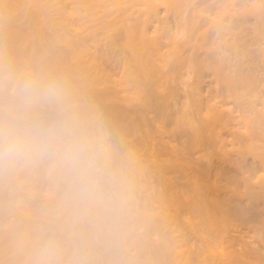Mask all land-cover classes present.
Listing matches in <instances>:
<instances>
[{
	"label": "bare ground",
	"instance_id": "6f19581e",
	"mask_svg": "<svg viewBox=\"0 0 264 264\" xmlns=\"http://www.w3.org/2000/svg\"><path fill=\"white\" fill-rule=\"evenodd\" d=\"M62 1H65L63 3L64 6H62V3H61ZM62 1L61 0H0V25L2 24L1 25L2 28L0 29V33L3 32V34L9 38V40L7 39L8 40L7 43L0 44V73L1 74H3V73L8 74V72H10L9 73L10 75L12 73L15 74L14 72H16V69L19 68L20 66L23 67V64H25V65L27 64V66L31 67L30 65H32L31 63H33L34 68L32 69V67H33V65H32L31 69L32 70L35 69L37 74L41 76V77H38V79L42 78V80H40V82L44 80V83H46L47 82L46 80H48L46 78H48V77L50 78V75H52L53 71L57 70L56 71L57 72L56 79L54 78L55 80L50 81V79H49L46 86L43 82H41V84H39L40 83L39 82L37 85L33 86L32 89L29 90L30 92L27 91L28 92L27 93L25 91V93L21 92L22 94L18 93L19 95H17L18 97L15 98L16 100L12 99V102L14 104L12 102H9L11 100L7 101L8 100L7 97H6L7 100L5 102H2L3 96L2 97L0 96V98H2L1 104L3 106L6 105V107L4 109H2V111L4 110L3 111L4 113H5V111H9L10 106L8 108L7 104H10L11 106L12 105L16 106L15 104L19 103L21 106L23 104L24 106L29 108L28 110H30V111L27 110L26 112H31V108L33 110L35 108H37V106L41 102V98H43V99L45 98L44 95H42L44 97L41 96V94H43V93H41L42 88H43L42 85L44 84V87H46V89H45L46 93L44 92L45 95L46 94L49 95V93H47V92L50 90V93H53V94L55 93V96H56V94H58L56 98H57V100L59 99V101L60 100L65 101V100H67L66 99L67 97L69 99L72 96L71 97L72 100L74 99L75 101L74 100L73 101L78 103V106H77L78 108L75 107V109H79L75 113V116L77 115L76 116L77 118L75 119V121H72V122L70 121V122L72 124H73V122H74V124H75V122H77V124H75V129L77 130V128L79 126L80 128L81 127L83 128L82 129L83 131L80 132V128H78L79 131L78 130L77 131L79 133L78 132L75 133V131L73 132V134H74V142L73 143L78 142V141H82V140H87V141L89 140L88 142H90V143H97V139L95 138L96 137L95 135L92 134L93 136L90 137V135L92 133L91 131H90L91 133L89 132V135H88L89 129L88 128L86 129L87 123H85L86 125H83V123H82L84 120V117H82V116L86 115V113H88V112L93 111V109L95 110V108H96V106L93 105V103H92V106L93 107L95 106L94 108L91 105H89L90 103H87V98H89L92 95L97 96L98 98H101L105 101H112V100L115 101V99L118 100L119 98H121V101L123 100V105H120L121 108L118 107V105H117L118 103L120 104V101L119 102L115 101L117 103L116 104L117 106L113 105V103H115V102L110 103L111 105L109 107H107L108 103L105 105L106 106L105 107V112H106L105 116L107 115L106 116V117H108L107 120L109 119L112 124H115L116 126H118L117 128L120 129V130L119 129L118 130L121 132L120 135L123 136L125 139H127L126 137H128V136H129L128 138H130V135H133V134H138L141 136V146H144V148H146V150H148L150 152V153H148L147 156H149V154H151L150 155L151 160L149 161L147 158V161L150 162L148 164L151 165V163H152V166L154 167V169L159 170L160 173L162 174V178L163 177L164 178L161 181L162 178L159 176L161 178V179H159V182H158L159 184H157V186L159 185V187H158L159 189H157V187H155L156 190H158V191L154 190L155 191L154 193L156 195H153L154 193H151V192H149V193H151V195H149L147 193V191H144V193L145 192L147 193V195L145 194L146 197H144L145 195L143 196L144 197L143 201L145 200L144 201L145 204H143L144 210L142 211V209H141L139 211L138 207H137V210L140 213L137 210L134 211L135 214H136V212L138 213V215L137 214L135 215L133 213V215H135L134 217H136L135 220L132 216L133 220H131V218H130V221L128 220V222H127V220L125 221V219H122V220L118 219L115 221L114 216L116 217V215H113L114 211H112V209H111V212H112L111 215H113L112 216L113 219L110 218L111 215L109 216V214L108 215L105 214V210H104V214H103L101 207L104 205H102V203H101L100 197L102 195L100 193L99 194L101 196L99 197L98 194L95 195V192L93 193V195L90 194L91 192L85 193V192H89L92 188L89 189L88 191H85V192L80 191L82 188L78 189L77 186H75V188H72V185L78 182V180L82 177V172H84V170H86V169L83 168L80 170H71L68 167H66L65 165H63L60 161V164H59L60 167H58V166H57L58 168L56 167L59 170H55L52 175H51V173L49 174V176L51 175V180L48 179L50 181V184L52 186H55L56 182L59 179H62L64 181L68 180L67 182H71L72 180H74L75 183L72 182L73 184H71L70 188H68L69 191L67 193L65 192L66 193L65 196L67 198L66 202H64L62 204L61 202L58 201L61 204L60 206H58L59 204L57 205V203H56V206L59 207L58 209L56 208V211L53 209H51V210H53V211H51V210H48L46 208L48 210L47 215L46 214L41 215L43 212L41 213L40 210L38 211L41 213V214H39V216L41 218H39V219L37 218L38 219L37 223H38V221H45L46 225L48 227L56 228V229L59 228V230L61 231V234L63 236V237H61V235H60V237L64 239L63 242L60 243L59 241L54 240L52 238H50L52 240H48L46 238L47 242L41 243V242H43V240H42V241H40V243L42 245H40V243H38L36 241L39 238L41 240V237H43L44 226L43 227L41 226L37 230H34V229H32L33 225L31 226V228H29L30 226L27 225V223H25V221L26 222L29 221L28 219H30V221H31V218H30L31 214L33 216L36 212L34 214L30 213L28 215V213L31 212L28 209L32 208V207L30 208V205H29L31 200H29L30 202L28 203L26 201V199L23 197L24 200L22 199L23 201L21 203L19 210L22 209L24 216H21V215L20 216L25 217V219H23L21 222H19V224L16 221H14V223L15 222L17 223V225H15L17 227H13L14 223L12 224V226L10 225V227H8L9 225H7L5 227V228L8 227L7 230L11 229L12 227L13 228L11 229L12 231H8V233L6 231L7 234H5V229H4V234H2L0 236V238L2 237L1 240L3 239L4 241L7 238L6 242H4L3 240H2L3 243L0 242V246L2 248L4 247V249H5V250L3 249L2 251L0 250V255H2V254L5 255V253L7 251H9V252H7L9 254L12 251H13V253L15 251L16 252L18 251V253H16V254L14 253L15 256H11V254H13V253H11L10 255L9 254L6 255V256H10L13 259H15V262L17 259L18 262L16 264H44V263H46L45 262L46 258H47V260L49 259L48 261H50V263H52V260L50 259V257L55 258L56 260H57V258H59L58 260L61 261L62 258L64 259L63 255L66 252L65 250H67V251L70 250V252L72 251L71 255L74 254V255H72L74 258L75 253L77 252L76 247L79 248V246L75 245V241H76V240H74L75 233L79 234V233H82L84 231V229L87 230L86 227L82 226V225H84V223L82 224V222H84L85 219L87 220V219H89V217H91V215H88V214L93 211V209H91V208L95 207V209H94L95 212H93V214L95 213L94 217H96V214H97V216H99L98 218L100 221L97 220L96 222H92V223L97 224V223L101 222L102 226L100 224L93 226V224H92L90 226V228L93 226V228H91L93 231L88 230V232H90L91 234L93 233V236L96 235L95 236L96 240H94V241L101 242L100 244H96V246L101 245L99 248H101V250H103V251L108 250V248L110 249L109 246L113 247L112 244H115L114 247L117 248L116 249L117 253H114V254L116 255L117 261L122 260V261H120L121 263L123 262L124 264H168L167 262H170L171 260H168L167 257H169V254L172 253L171 251H173L174 246L176 244H178L179 242L181 243L182 240L180 241V238L181 239H183L182 237L185 238V236L180 235V234H182V232H183L182 230H184L183 228L185 227V230L187 231V232H185L186 233L185 235H186V239H187L188 243H190V240H191V243H193V240H195V242L198 240L197 241V242H199L198 247L200 246V248L198 249V247L196 248L194 246L196 249L193 250L191 243L188 246H185L187 242L185 241V239H183L185 241V244L182 241L184 245L182 247L179 245L175 246V251H178V252H174L175 254L172 253L174 255L172 263H174V264H264V212H263L264 210L262 211V208L260 209V207L263 206V205L260 206V204H262V203L264 204V114L262 112V115H261V111H259V109H257V105L259 102L261 103L260 100L262 98L261 94L259 95L260 91L257 92L258 88L255 85V83L258 84V82L256 80H254L255 78L253 76L255 74L253 75V73H248L249 76L253 75L252 76L253 80H251L250 79L251 77L249 79L245 78L241 74H238L235 69H233V65L231 63L232 61L230 60L231 62H229L230 57H228L227 59L225 58L226 56H228V54L231 55V53H229L228 50H227L228 54H226V52H223L226 54V56L223 53L219 54V52H222L221 49L219 50V52L217 51L218 54L215 52V56H213L214 53L212 55H210L211 53H209V51L207 53L209 55H205L207 50L210 49L208 47L210 46L211 43H212L211 44V46H212L213 44H216L214 41H216V42L217 41H223L222 39H224L226 36L232 38V40H233V38L236 39L237 37L241 36L238 38L240 40V42H241V39L243 41V42H241V44L243 43L242 45H244V46H242L241 48L243 49V47H244V49L249 52L250 51L249 47L253 46L251 41L247 42V46L244 43L245 41H247L248 35L250 36V33H248V32H252V34H251L252 36H254L253 34H255L256 37H257V34H258V36L259 35H262V37L264 36V6L260 7L262 5V3H264V0H193V1H195V3H190L191 0H188V1L184 0L185 2L187 1L186 5H184L185 2L180 0L183 2L182 4L185 7L184 11H183L184 8H182L181 4H179L181 2H178V0H164V1L163 0L162 1L161 0H62ZM258 3H261V5ZM67 6H71V8H68L69 10L71 9V12H66ZM160 6H161V8H160ZM163 7L165 8L164 9L165 12L163 14V17L160 19L159 18V15H160L159 11H161V9ZM186 8L187 9L189 8V9L186 10ZM50 9H52V10H50ZM53 10L56 12V15H58L57 17H59V18H60V16H61V18L63 16V18L65 19V16L66 17L68 16V18L70 16V19L72 21L77 20V22H80L81 25L75 21L77 27L73 26L74 31H73V29L69 28L71 26H67L71 31H73L76 34L75 35L76 37L71 36L72 37L71 38L70 35L68 34V32L70 30H68V28H67L66 30L68 32H66V30L64 29L65 32H63L62 34H58V32H55L57 34L55 35V33H54L55 37H53V39L51 38V36H48L51 39L47 38L46 34L44 33V28L46 29L47 21L51 18L50 12L52 13ZM80 10L83 11L84 15H81L82 12ZM66 13H67V15H66ZM173 14L176 15L178 20L180 21L181 27L179 28V31H177V32H179V34L181 33L185 37L184 39H187L186 41L184 40V42H183V40H181V38L183 39V36H181V34H180V36H181L180 40L181 41L178 40V42H177V38L179 39V36H178L179 34L177 33L178 34L177 35L176 32L173 31V29L171 27H167V24H169L168 26H171L170 21L168 22V18L171 17L170 19H172ZM164 16H165V18H164ZM70 19H69V21H70ZM82 20H85V21H83L84 23L82 22L83 25L81 23ZM65 22H67V21L65 20ZM85 22L86 23L92 22L93 24L96 23V24H94L95 26L93 25L95 28L93 33H95V30H98L99 27L101 29L102 28L104 29V26H105V28H106V26H108L109 29H107V31L109 30L108 32H110V28L113 27L114 29H116L119 26L118 29L121 30L123 40L121 41L120 45L117 46L115 44V46H116L115 48L117 49V51L119 50L118 52H122L124 54V55L121 54L123 57L125 55H128V53H129V57L125 56L124 58L122 57L123 60L122 59L120 60V58L114 59L112 56H109V53H107V52L111 53L112 51L110 49H109L110 50L109 51L107 49V47L105 48V46L108 45L107 43H109L110 40H108V42L104 41L105 38L103 40L102 37H101V39L105 42L104 43L105 45L104 44L103 45L101 44V45L104 46L105 50H108L107 52H105V50L103 49V51H104L103 54H105V56H102L103 54H101V56H100V55H97L96 53L92 52L94 50H91V48L89 46L90 41L93 42V45L95 43L96 46L94 45V47L98 46L96 48L97 50L99 47H101V45H100L98 40L97 41L94 40V39H96L93 36L95 34L91 33L87 29V26L89 27L91 25H89L88 23H87L88 25H86ZM160 22H161V24L158 25V23H160ZM57 23L59 24L60 22L56 21V24ZM53 24H54V22H53ZM56 24H54V26ZM98 24H99V26H98ZM155 24L158 25L157 26L158 28L164 29L165 33L169 34V35H167L166 37L165 36H163V37L159 36L158 37V36H155V35H157V33L155 32V35L152 37L151 35L153 33H150V28H153V26ZM67 25H69V24H67ZM85 25H86V29L88 31L85 28H83V26L85 27ZM100 25H102L103 27ZM162 25L164 26V28L162 27ZM177 25L179 27V23ZM75 28H76V30H75ZM82 28L85 29V33H87V35L82 36L85 33L84 32L80 33V31L78 32V30L79 29L81 30ZM89 28H92V26ZM158 28H156V29H158ZM166 28H168V30ZM169 28H170V31H169ZM201 28H203V29L206 28L204 33L207 36L201 32L202 34L198 37L201 38L202 35H205L207 37L206 41H208L210 43V44H208L209 46L207 45L208 49H205L206 52L204 51L205 52L204 54H202L203 51L201 52L200 50H197L198 48L197 49L195 48V44H194L195 40H193L194 37L196 36V35H194V33L197 32L199 29L202 30ZM92 29H90V30H92ZM154 29H155V27H154ZM52 30H54V28ZM166 30H167V32H166ZM176 30H178V29L176 28ZM111 31H112V29H111ZM155 31L158 32V30H155ZM172 31L175 33V35L177 37H175V35L172 34ZM59 32H61V31H59ZM113 32H114V30H113ZM246 32L248 35L245 34ZM50 33H51V31H50ZM89 33H91L93 35H91ZM115 33H113V34H115ZM199 33L200 32L198 31L197 34L199 35ZM103 34H105V32ZM72 35H74V34H72ZM192 35H194V37ZM244 35H247V38H245ZM1 37L4 38L5 36L1 35L0 38ZM95 37H97V36H95ZM191 37H193L192 40L194 41V43H193L194 47L193 48L190 47V45L192 44V41H190ZM226 38H225L226 45H229V42H228L229 39L227 40ZM243 38L246 40H243ZM101 39H99V40H101ZM108 39H109V37H108ZM110 39L112 40V38H110ZM163 39H164V41H167V42L165 43L164 41H162ZM238 39L235 40V42L237 41L236 42L237 45L240 44L238 42L239 41ZM0 41H2V40H0ZM110 42L112 43L113 41H110ZM163 42H164V45H163ZM175 42H177V43H175ZM180 42H181V44H180ZM235 42L233 41V44L231 42L230 45L232 44L233 46H236L235 48L239 49L237 47V45L235 44ZM249 42L251 44H249ZM91 43H90V45H91ZM178 43H179V45H177ZM60 44H64V45H62V46H65L64 50L62 49ZM248 44L251 46H249ZM58 45H60L61 51H60V49H58V47H59ZM161 45H162V47H161ZM188 45L190 48L188 47ZM197 45H198V43H197ZM202 45L204 46V43L201 44L200 47ZM112 46L114 48V44L113 45L111 44V47ZM166 47L171 48V49H169L170 54L168 53V51H167L168 49H166ZM102 48L103 47H101L99 50L102 51ZM108 48H110V47H108ZM113 48H112V50H113ZM162 48H165L166 50H164V49L162 50ZM205 48H206V46H205ZM219 48H220V46H219ZM219 48H217V49H219ZM232 48H234V47H232ZM121 49H123L124 51H121ZM237 49H235V50L237 51ZM114 50H113V52H114ZM189 50H190V52H189ZM191 50L193 51V53H191ZM194 50L200 51V54H202L205 58H203L199 54V52L198 53H197V51L194 52ZM211 50H213V49H211ZM239 50H241V49H239ZM161 51H164V52L166 51L169 55H171L170 64L168 67L169 68L168 72H167V70H165L166 71L165 72L163 67H159L160 64L163 62L162 59H164L163 54H162L164 52L161 53ZM215 51H216V49H215ZM231 51H233V50H231ZM99 52H98V54H99ZM125 52L127 54H125ZM166 52L164 53V56H167ZM242 52L245 53V56L249 55V53L244 52L243 50L241 51V54H242ZM194 53H196L198 55L195 54L196 55L195 56ZM115 54L117 55V53H115ZM241 54H239V55H241ZM112 55H113V53H112ZM208 56H213V57L208 58ZM260 56H262V54ZM161 57H162V59H160ZM243 58L245 59L246 57H243ZM262 58H263V56H262ZM166 59H167V57H165V60ZM159 60H161V63L157 62ZM165 60H164V63L166 62ZM167 60H169V58ZM171 60H173V61H171ZM227 60H228V62H227ZM239 61H236V62L238 63ZM186 62L189 65H187V66L185 65L184 66L185 70H182V72H181V69H182L184 63H186ZM166 63L168 64L169 61ZM229 63H231L232 66L229 65ZM246 64H248V63L246 62ZM213 65H215V66H213ZM239 65H242V64H239ZM239 65H238V67H239ZM251 65H252V63H251ZM27 66H26V68H27ZM161 66H162V64H161ZM165 66L167 67L168 65L164 64V68H166ZM117 67H119V68H117ZM186 67L188 70L186 69ZM159 68H161L160 71H159ZM244 68H246L247 72H249L248 69H250L251 67H248V66L245 67L244 66ZM254 68H256V65ZM116 69L119 70L118 73H117ZM162 69L164 71L163 73H162ZM253 69H250L251 72L254 71ZM242 70L244 72V69H242ZM246 70H245V72H246ZM183 71L184 72L186 71V74ZM208 71H210L212 74L211 78L214 77V80L211 79L212 82H210V83L206 82L207 80H206L205 74H207ZM28 73H30V71ZM182 73H184V75H181ZM31 74H32V72H31ZM46 74L48 77L46 76ZM48 74H50V75H48ZM118 75H119V77L121 76V79L118 77ZM29 76H31V75H29ZM8 77H10V76H8ZM44 77H46V78H44ZM116 77H118L119 79ZM176 77L177 78L180 77V80L178 78L179 81H177L175 79ZM185 77L188 80H191L190 82H188L186 80L188 82V84H187V88L186 89L184 88V89L185 90H191L190 92H187L189 94L191 93V95L189 96V94H188L187 97L188 98L190 97L189 101L191 100V97H192L191 102L196 108V112L194 110V112L196 113V116H197L196 118L194 116V117L189 119L188 118L189 116L186 115L185 113H182V115L180 117H177L178 112L176 113L172 109H170V110H172L170 112L167 111V108L169 110V108H170L169 106L171 104L168 103V104H170L169 106L165 104L166 101L168 100V98H171V97H173V99L175 98L174 97L175 96L174 90L171 89L173 87V85L169 89V86H171L170 81L172 80V82H174V80H175L177 82H181V85H182V82L185 81V79H186ZM11 78H12V76H11ZM31 78H32V82H33V79L37 80L35 78V76L34 77L31 76ZM183 78H184V80H183ZM8 79H10V78H8ZM181 79H182V81H181ZM101 80L103 82H105V84L103 83L104 85L102 84V82L100 84ZM118 80H122L121 83H119L120 81H118ZM28 81H31V80H28ZM28 81L26 84L29 83ZM38 81L39 80H37V82ZM108 81H109L110 85H113V87L108 86V84H109V83L107 84ZM253 81H255V82H253ZM115 82H117V84H115ZM30 83H29V85H30ZM112 83H114L115 85H118V86H115ZM33 84H36V82L35 83L33 82L30 86H27V87L31 88ZM65 84H66V86H65ZM101 85L104 86V88L106 85V87H108V89H112V92L106 88H105V90H108V92H105L104 88L102 87V91H104V92L101 93L100 92L101 91L100 90ZM176 85L178 86V84H176ZM183 86H184V82H183L182 87ZM182 87H180L179 89L184 90V89H182ZM184 87H186V86H184ZM261 87H262V85H261ZM29 88H26V89H29ZM173 88H175V87H173ZM209 88L211 91L210 92L208 91L209 92L208 93L207 90H209ZM26 89H24V90H26ZM53 90H55V92H53ZM176 90H177V87H176ZM204 90H206L205 93H204ZM19 91H21V90H19ZM109 91L111 93H109ZM187 93H185V94L187 95ZM206 93L211 96V97L209 96L210 97L209 99L207 98ZM202 95H203L204 99L205 98L208 99V102L206 103V105L203 104V101L205 102V100L201 99V98H203ZM55 96L53 95V98H55ZM262 96H264V95H262ZM187 97H186V99H188ZM49 99L51 100V96ZM92 99H95V97ZM45 100H48V99L45 98ZM50 100H48V101H50ZM161 100H163V101H161ZM262 100H264V99H262ZM52 101L57 102V101H55V99H53ZM61 101H60V103L63 104V102H61ZM45 102H44V104H46ZM68 102L72 103V101H70V100ZM124 102H126V103L124 104ZM58 103H56V104L58 105ZM66 103H67V101H66ZM97 103H94V104H96V105L100 104V102L98 104ZM76 104H75V106H76ZM2 105H1V107H2ZM40 105L42 106V104H40ZM68 105H69V103H68ZM124 105H125V108H124ZM21 106H20V108H21ZM50 106H53V104ZM54 106H56V105H54ZM59 107H60V104H59ZM63 107H65L64 104H63ZM56 108H58V107H56ZM89 108L91 109V111ZM100 108H102L101 112L103 111V113H104V110H103L104 106L103 107L101 106ZM37 109H39V108H37ZM97 109H99V107H97ZM97 109L95 111H97ZM53 110H55V109H53ZM191 111H192L191 114H193V110H191ZM18 112H20V110ZM36 113H38V111H36ZM55 113H57V112H55ZM195 113H194V115H195ZM28 114H30V113H28ZM65 114H67V113H65ZM89 114L91 116V114H93V113H89ZM69 116L71 117L73 115L69 113ZM75 116H73V117L75 118ZM79 117L83 118V119H80ZM85 118H91V117H88V114H87ZM95 118H96V116H95ZM156 118L163 120V123H162L163 126L155 125V123L158 122ZM84 121L86 122L87 120H84ZM93 121H94V118H93ZM55 122L59 123L58 120H55ZM95 122H96V120H95ZM105 122L107 124V121H105ZM164 123L166 125H164ZM7 124L8 123L5 121V119H4V121H2V120L0 121V126H4ZM79 124H81V125H79ZM108 124H109V122H108ZM240 124L241 125L244 124V129H245L244 131L241 130L242 128L240 129V127H241ZM115 125H113L114 129H115ZM35 126H36L35 130L38 132L39 131H45L48 129V127H46V125H45V122L42 123V121L40 122V124H38V123L35 124ZM109 126L111 127V124H109ZM113 126H112V128H113ZM37 127L39 130L37 129ZM60 127H62V126L60 125ZM73 127H74V125H73ZM73 127H71L72 130H74ZM154 128H155V130L153 131ZM51 130H52V128H51ZM109 130H111V129L109 128ZM156 131H157V133L159 132V134H161V135H159V137L157 136L158 134L156 136L153 135L154 132H156ZM52 132L55 133L56 131L54 130ZM71 132L72 131H70L69 133H71ZM73 134L71 133V138L73 137ZM166 135H167L168 140L165 138ZM98 136L100 137V135H98ZM67 137H68V134H67ZM53 138H55V137H53ZM91 138H92V140L90 141ZM101 138H102V134H101ZM118 138L120 139L121 137L118 136ZM135 138L138 139V137H135ZM55 140H56V138H55ZM116 140H117V138H116ZM133 140H132V142H134ZM118 141H120V140H118ZM66 142H64V145H66L65 144ZM71 143H72V140H71ZM120 144L121 143L119 142L118 146H121ZM125 144H127V143H125ZM207 144L217 148L221 153L223 152L222 154H224V156H226V154L224 152H227V155H229V157H228V162L227 161H225L226 163L223 162L225 164V166L218 164V166H222V167H215L213 165L214 161H212V155L213 154L211 155V157L210 156L209 157H207V156L203 157V158L207 159V161H205V162L203 161L204 162L203 166H201L202 164L197 166V163L195 161H194L195 163L193 162L192 156H195V154H197V153H202V151H201L202 146H205ZM106 145H104V146H106ZM115 145H116V143H115ZM136 145L135 146L131 145V147H130V145L124 146L125 155L129 159V161H128V162H130L129 164H131V166L129 165L131 168L127 164V167H129L128 170L130 173L128 172V174H126L127 173V170H126V173H125L126 175H119L118 174L119 175V178H117L118 183L116 182L117 184L120 185V189L122 192L121 197L126 202L124 204V201H123V204L125 205V206H123L124 208L122 207L123 209L127 208L126 204L135 205V203H133L135 201V199L132 195L133 191L132 192H129V191L133 190L130 187L131 186L133 187V185L136 183V180L140 181V183H141V180L136 179V174H137L136 172H138V175L141 177L142 176L145 177L144 174H146L144 164H147L146 163L147 161H145L144 164H143V162H141V161H143L142 160L143 158L140 160L141 156L138 154V147H137V149H135ZM179 146H181V147L179 148ZM63 147L64 146H62L61 148L63 149ZM107 147H108V145H107ZM228 147L233 149V151L232 150L226 151ZM108 148H107V152H108ZM116 149H118V148L116 147ZM120 150H122V149H120ZM104 153L106 154L105 151H104ZM117 153H119V152H117ZM139 153H142V151H139ZM92 154H94L99 159L102 158V156H103V155H101V152H99V153H93L92 152ZM231 154H234V155H231ZM125 155H124V157H126ZM90 156H92L94 158L93 155H90ZM119 157L121 158V156H119ZM191 157H192V159H191ZM220 157L222 158V155ZM109 158H107V159H109ZM116 158H117V156H116ZM145 158H146V153H145ZM250 158L252 159V162L250 161L251 163L248 164L249 163L248 160ZM114 159L115 158H113V160ZM88 160L90 161V159H88ZM110 160H111V158H110ZM105 161H108V160H105ZM108 162H110V161H108ZM199 162H198V164H200ZM219 163H221V162L219 161ZM105 164H106V162H105ZM102 165H103V163H102ZM147 165H146V167H147ZM215 165H217V164H215ZM152 166H151V168H152ZM134 167H137V169L135 168V170H134ZM123 168H125V167H123ZM9 169H11V167L9 168V167L0 166V177L3 176L2 178H4V174L6 172H8ZM147 169H148V167H147ZM154 169H152V171ZM43 170H42V172H43ZM119 170H120V168H119ZM114 171L112 172V174L116 175L117 173H114ZM45 172L47 173L48 171H45ZM123 172H125V171H123ZM9 173L11 174V170ZM9 173L7 175H9L8 177L10 179H12ZM44 173H43V175H46ZM147 174H149L151 176L150 173H147ZM41 175L42 174H40V177L34 178V180L38 181L39 184L41 183L43 185L44 182H42V181L46 180L48 177L45 176L46 179H43L45 177H42ZM83 176H85V175H83ZM87 176H88V174H87ZM83 178H85V177H83ZM17 179H15V181ZM86 179L88 181V177ZM216 179H218V181ZM21 180L23 181V179H21ZM219 181H222L221 183L223 185L220 184ZM24 183H26V182L24 181ZM7 184L9 185V183H7ZM7 184L5 183L6 186H7ZM11 184H12V182H11ZM23 184L21 183L20 185H23ZM92 184H94V183H92ZM92 184H91V186L93 187ZM136 184H135V186H137ZM20 185H18V186L21 187ZM46 185H48V183L45 184V186ZM77 185H78V183H77ZM80 185H81V182H80ZM86 185H87V183H86ZM119 185H116V186H119ZM27 186H28V184H27ZM52 186L49 185V187L47 189L46 188H43V189L41 188V189L42 190H44V189L49 190V188H51ZM68 186H69V184H68ZM187 186H188V188H190L189 191H186ZM34 187L35 186L33 185V187H31V188L29 187V188L34 191ZM63 187H65V186L63 185ZM73 187H74V185H73ZM96 187H97V185H96ZM96 187H94V188H96ZM7 188H8V186H7ZM39 188H40V185H39ZM87 188L88 187H86V189ZM1 189H0V191H1ZM4 189H6V188L4 187ZM25 189L27 190V188H25ZM35 189H37V187ZM62 189H64V188H62ZM97 189H98V187H97ZM120 189H118L116 191L114 189V191L116 193H118V191H120ZM38 190H40V189H38ZM52 190L50 189L49 192H51ZM82 190H85V188ZM184 190H185V192H184ZM4 191H3V193H4ZM33 191H32V196L37 197L36 195H38L39 192L36 193L35 191L34 192ZM93 191L94 190H92V192ZM95 191L97 192L96 189H95ZM111 192H113V191L111 190ZM115 192H114V194H116ZM1 194L2 193H0V195ZM42 194L44 195V193H42ZM49 195H50V193H49ZM140 196H142V195H140ZM1 197H3V196L2 195L0 196V205H1L0 209L2 207H4L3 205H5V208H3V209L8 210L7 208H9V207H7L6 205H8L9 202H7V204L4 202V201H8V200H5L4 197L3 198H1ZM29 197H31V196H29ZM114 197H115V195H114ZM117 197H119V196H117ZM44 198H46L48 200V198H50V197H44ZM42 199H43V197H42ZM114 199H113V203L115 202ZM105 200H107V199H105ZM105 200H104V202H106ZM141 200H140V202H141ZM102 201H103V198H102ZM107 201H110V200L108 199ZM120 201L116 200L117 203H119ZM33 203L36 204L35 202H33ZM33 203H32V205H33ZM100 203H101V207H100ZM107 203H109V202H107ZM107 203H105V205L108 206ZM54 204H55V202H54ZM115 204L116 203H114V205ZM123 204L119 203L118 205L122 206ZM36 205H38V204H36ZM42 205L43 204H41V206ZM98 205H99V208H98ZM112 205L113 204H111V206ZM129 205H127V206H129ZM8 206H10V205H8ZM49 206H50V204H49ZM109 207H110V205L106 208L107 211H108ZM116 207H118L117 204H116ZM135 207H136V205H135ZM44 208H45V206H44ZM129 208H130V206H129ZM49 209H50V207H49ZM117 209H119V208H117ZM133 209H135V208H132L131 210H133ZM114 210H115V208H114ZM100 211H101V213H100ZM126 211L128 212L127 209H126ZM111 212H109V213H111ZM116 212H118V211H116ZM0 213H1V211H0ZM86 213H88V214H86ZM120 214L121 213H119V215ZM16 215L18 216V214H16ZM84 215H85V218L83 219ZM124 215H126V214L124 213ZM0 216H3V215H0ZM10 216H12V215H10ZM17 216L15 217L13 215L14 218H17ZM34 218H35V216H34ZM32 220H33V218H32ZM94 220L95 219H93V221ZM5 221L8 222L9 219H8V221L7 220H5ZM86 222H88V221H86ZM89 222H91V220ZM40 223H42V222H40ZM39 224H37V225H39ZM242 224H243V228L245 227L244 229L247 230L246 235L242 233V230H243ZM3 226H5V225H3ZM179 226L180 227L183 226L182 230L180 229L181 231L179 230ZM239 226H241V227H239ZM26 227L28 229H30V232L34 230L35 233L28 232L29 230ZM88 228H89V226H88ZM239 228H242V230H240ZM140 230H141V232H140ZM0 232H2V231H0ZM9 233H10V235H8ZM44 233H46V232H44ZM84 233H85V231H84ZM90 233H88V236L83 234L84 236L82 235L83 236L82 238L80 237L81 235H79L78 237L81 238V240L84 238L82 241H83L84 245L86 243V246H87V244L90 245V243H91L92 246H88V248L91 250V248L93 247V245H95V243L91 242L92 240L90 239V237L91 238H93V237L91 236ZM32 234H34V235L32 236ZM3 235H7V237L5 236L6 238L5 237L3 238ZM46 235H48V234H46ZM58 236H59V234H58ZM49 237H51V236H49ZM78 237H76V238H78ZM97 237H99L100 240L99 239L97 240ZM44 238L45 237H43V239ZM77 241H78V239H77ZM200 243H201V245H200ZM2 244H5V245H2ZM43 244L45 245V247ZM76 244H78V242ZM130 245H131V247L133 246L132 250H134L136 252V254L138 255L137 258L134 257L135 254H134V256H132V255L129 256L130 251L127 248ZM42 246H43V248H42ZM184 246H185V248L188 247L187 251L184 250L185 249V248H183ZM131 247L129 249H131ZM179 247L183 248V250H181V248H179ZM2 248H0V249H2ZM88 248H86V249H88ZM99 248L97 250H99L102 254V251ZM197 249H198V251H197ZM97 250L95 252H97ZM110 250H108V254L110 253ZM4 251H6V252H4ZM92 251H93V249H92ZM111 251L113 252V249ZM134 251H132V252H134ZM1 252H2V254H1ZM89 253H90V251H89ZM98 253L99 252H97V254ZM17 254H18V257H17ZM88 254H87L88 257H85V259L89 258V256H91L90 254L89 255ZM114 254L111 253L110 256H113ZM79 255H80V253H79ZM104 255L105 254H103V256ZM115 255L113 257H115ZM67 256H68V253H67ZM77 256L78 255H76V257ZM128 256H129V258H128ZM2 257H4V256H2ZM2 257L0 256L1 259H2ZM10 257H8L9 258L8 261L10 260V264H11V261L13 259L12 258L10 259ZM15 257H17V258H15ZM71 257H70V259H71ZM4 258H6V257H4ZM81 258L83 259L84 257L81 256ZM93 258H94V255H93ZM97 258L95 255V259H97ZM99 258H100V256H99ZM1 259H0V264L4 263L3 262L4 260H1ZM75 259H77V258H75ZM85 259H84V262H86V263H82V264H87V263L92 264L91 262H94L93 260H95V259H93L89 263L90 259H88L87 261ZM22 260H24V261H22ZM58 260L56 262H58ZM65 260L68 262L67 259H65ZM108 260H109V258H108ZM53 261H55V260H53ZM70 261L75 262L76 260L72 259ZM77 261H78V259H77ZM77 261L75 262V264L81 263V262L77 263ZM12 262L14 263V260ZM63 262L65 264V261L62 260L61 263H63ZM73 262H71V264ZM97 262H99V260L96 261V264H97ZM120 262H118V263L121 264ZM103 263H105V261ZM114 263L117 264V262H114ZM99 264H100V262H99ZM106 264H109V263H106Z\"/></svg>",
	"mask_w": 264,
	"mask_h": 264
},
{
	"label": "rangeland",
	"instance_id": "374dc122",
	"mask_svg": "<svg viewBox=\"0 0 264 264\" xmlns=\"http://www.w3.org/2000/svg\"><path fill=\"white\" fill-rule=\"evenodd\" d=\"M62 1V0H61ZM162 1V0H161ZM164 1V0H163ZM183 2H185L184 0H182ZM182 1H180V0H178V2H181V3H179V4H181V6H182V8H184L183 9V11L185 10V7H184V5H186L187 4V1L184 3V5L182 4L183 2ZM65 1H62L61 3H62V6H64V3ZM190 3H195V1H193V0H191L190 1ZM258 4H260L261 5V3H258ZM264 3H262V5L260 6V7H263L264 5H263ZM190 5V4H189ZM259 6V5H258ZM188 7V6H187ZM68 8H71V6H67V8H66V12H71V9L69 10ZM160 8H161V6H160ZM200 8V7H199ZM164 7L161 9V11H159V18L161 19L162 17H163V14H164ZM189 9V8H188ZM187 8H186V10H188ZM250 9V8H249ZM50 10H52V9H50ZM81 11V10H80ZM82 12V14L81 15H84V13H83V11H81ZM55 13V14H54ZM50 19L47 21V25H46V29L44 28V33L46 34V36H47V38H50V37H48V36H51V38L53 39V37H55L54 36V33L55 32H58V34H62L63 32H65V30L68 28L67 26H71V27H69V28H71V29H73V26H76V23H75V21L77 22V20H71L70 19V16H69V18H68V16L66 17L65 16V19L63 18V16H62V18L64 19H62L61 18V16H60V18L59 17H57L58 15H56V12L53 10L52 11V13L50 12ZM66 15H67V13H66ZM69 15V14H68ZM173 17H172V19H170L171 17H169L168 18V22L170 21V25L171 26H168L169 24H167V27H171L172 29H173V31H175L176 32V34L178 33L179 34V32H177V31H179V28L181 27L180 26V21L178 20V18H177V16L176 15H172ZM55 17V18H54ZM57 17V18H56ZM164 18H165V16H164ZM163 18V19H164ZM53 21H52V20ZM69 19H70V21H69ZM170 19V20H169ZM60 20V21H59ZM65 20L67 21V22H65ZM88 20V19H87ZM56 21L57 22H60L59 24L57 23L56 24ZM62 21V22H61ZM64 21V22H63ZM80 21V20H79ZM83 21H85V20H82L81 21V23L83 22ZM89 21V20H88ZM179 21V22H178ZM53 22H54V24H56L55 26H54V24H53ZM162 22V21H161ZM161 22L160 23H158V25L159 24H161ZM77 23H79L80 24V22H77ZM84 23V22H83ZM83 23H82V25H83ZM86 23V22H85ZM88 23V22H87ZM86 23V25H91L92 26V28H89V27H91V26H87V29L91 32V33H93L94 32V24H96V23H92V22H90V23H88L87 24ZM163 23V22H162ZM179 23V27H178V24ZM67 24H69V25H67ZM2 25V24H1ZM0 25V26H1ZM78 25V24H77ZM81 25V24H80ZM86 25H85V27L83 26V28H85L86 29ZM94 25V26H93ZM158 25H154L153 26V28H150V33H153L151 36L153 37L154 35H155V32L157 33V35H155V36H160V37H163V36H167V35H169V34H166L165 33V30L164 29H162V28H158L157 26ZM98 26H99V24H98ZM97 26V27H98ZM100 26H102V25H100ZM63 29H62V28ZM77 27V26H76ZM80 27V26H79ZM82 27V26H81ZM103 27V26H102ZM154 27H155V29H154ZM161 27V26H160ZM162 27L164 28V26L162 25ZM178 29V30H176V28ZM2 28V26L0 27V29ZM54 28V30H52ZM59 28V29H58ZM68 28V30H70ZM79 29L78 30V32L80 31V33L82 32H84L85 33V29ZM100 28V27H99ZM98 28V30H95V33H93V34H95V35H93V34H91V33H89V34H91V35H93L94 36V38H96V39H94V40H98L99 41V43H100V45L102 44H104L105 42L104 41H107L108 42V40H110V41H113L112 43L109 41V43H107L106 45L107 46H105V48L107 47V49L109 50H111L112 52L110 53V52H107L108 50H105V48H104V46H102L101 45V47H103L102 48V51H103V49L105 50V52H107V53H109V56H112L114 59L115 58H120V60L122 59L123 60V58L126 56H128L129 57V53H128V55H125L124 57L122 56V55H124L122 52H118L117 51V49L115 48L116 46H115V44L118 46V45H120L121 44V41L123 40V38H122V34H121V30L120 29H118L119 28V26L116 28V29H114L113 27L112 28H110V32H108L107 31V29H109V27L108 26H106V28H105V26H104V29L102 28H100L99 29ZM156 28H158V29H156ZM65 29V30H64ZM86 29V30H87ZM90 29H92V30H90ZM111 29H112V31H111ZM167 30H168V28H166ZM202 30H198L200 33H199V35L197 34V32H195L194 33V35H196L195 37H194V35H192L193 37H194V39H193V37H191L190 39V41H192V44L190 45V47H194V45H193V43H194V41L193 40H195V48L197 49V50H200L201 52L203 51V53L202 54H204L206 51H205V49H208V48H210L209 50H207V52L205 53V55H209V54H207L208 53V51H209V53H211L210 55H212L213 53H214V55L213 56H215V52L218 54V52H219V50L221 49L222 50V52H219V54H221V53H223V52H226V54H228V52H227V50L229 51V53H231V55H229L228 54V56H226V54L225 53H223V54H225V58L227 59L228 57H230L229 58V62H231L232 63V65H233V69H235L236 70V72L238 73V74H241L243 77H245V78H250L251 80H253L252 78L254 77L255 79L254 80H256L257 82H258V84H256L255 83V85L257 86V88H258V90H257V92L258 91H260V93H259V95L261 94V103L259 102L258 103V105H257V109H259V111H261V115H262V112H263V114H264V100H262V99H264V96H262V95H264V36L262 37V35H259L258 36V34H257V37L255 36V34H253L254 36H252L251 34H252V32H248V33H250V36L247 34V32L245 33V34H247L248 35V38H247V35H244V37L245 38H247V41H245L244 43H245V45L247 46V42L248 41H251V43H252V47H249V46H251V45H249V44H251L250 42H249V52L248 51H246L245 49H244V47H243V49L241 48L242 46H244V45H242L241 44V42H243L242 41V39H241V42H240V40L238 39L239 37H241V36H239V37H237L236 39L235 38H233V40H232V38H230V37H228V36H226L225 38L228 40V42H229V45H226V42H225V38L224 39H222L223 41H214L216 44H213L212 46H211V44L208 42V41H206L207 40V35L204 33V31H205V29L206 28H201ZM64 30V31H63ZM75 30H76V28H75ZM87 30V31H88ZM101 30V31H100ZM113 30H114V32H113ZM152 30V31H151ZM155 30H158V32L157 31H155ZM167 30H166V32H167ZM50 31H51V33H50ZM59 31H61V32H59ZM73 31H74V29H73ZM73 31H67L66 30V32H68V34L70 35V37L71 36H75L76 34L73 32ZM86 31V32H87ZM154 31V32H153ZM169 31H170V28H169ZM168 31V32H169ZM172 31V34H174L175 35V33ZM53 32V33H52ZM73 32V33H72ZM99 34H98V33ZM105 32V34H103V33ZM116 32V33H115ZM204 33L205 35H202L201 36V38L200 37H198V36H200L202 33ZM2 33V34H1ZM0 33V36L2 35V36H5L4 38H0V40H2V41H0L1 43L0 44H5V43H7V41L9 40V38L6 36V35H4L3 34V32H1ZM50 33V34H49ZM112 33V34H111ZM113 33H115V34H113ZM159 33V34H158ZM171 33V32H170ZM57 33H55V35H56ZM72 34H74V35H72ZM97 34V35H96ZM177 34V35H178ZM181 34V33H180ZM180 34L178 35L179 36V39L177 38V42H178V40L179 41H181V40H183V42H184V40L186 41L187 39H184L185 37L181 34V36H183V39L181 38V40H180ZM244 34V33H243ZM242 34V35H243ZM81 35V34H80ZM84 35H87V33H85V34H83L82 36H84ZM90 35V36H91ZM102 35V36H101ZM105 35V36H104ZM111 35V36H110ZM78 36V35H77ZM95 36H97V37H95ZM209 36V35H208ZM76 37V36H75ZM81 37V36H80ZM99 37V38H98ZM101 37H102V39L104 40V38H105V40L103 41L102 39H101ZM108 37H109V39H108ZM175 37H177L176 35H175ZM255 39H254V38ZM50 38V39H51ZM72 38V37H71ZM110 38H112V40L110 39ZM199 38V39H198ZM206 38V39H205ZM5 39V40H4ZM8 39V40H7ZM99 39H101V40H99ZM107 39V40H106ZM160 39V38H159ZM193 39V40H192ZM198 39V40H197ZM203 41H202V40ZM239 40L238 42L240 43V44H238L237 45V41L235 42V40ZM253 39V40H252ZM219 40V39H218ZM232 40V41H231ZM243 40H246V39H244L243 38ZM162 41H164V39L162 40ZM233 41L235 42V44L237 45V47L239 48V49H241V50H239V49H237V48H235L236 46H233L232 44H233ZM4 42V43H3ZM92 41H90V43H91ZM102 42V43H101ZM165 43L167 42V41H164ZM164 42H163V45H164ZM177 42H175V43H177ZM182 42V43H183ZM208 42V43H207ZM227 42V43H228ZM232 42V44L230 45V43ZM89 43V42H88ZM90 43H89V46H90V48H91V50H94V51H92V52H94V53H96L97 55H100L101 56V54H103L104 53V51L102 52L101 50H99L101 47H99L98 48V50L101 52H99L96 48L98 47H94V45H95V43H94V45H93V42L91 43V45H90ZM191 43V42H190ZM197 43H198V45H197ZM204 43V46L202 45L201 47H200V45L201 44H203ZM207 43V44H206ZM97 44V43H96ZM110 44V45H109ZM111 44L113 45L114 44V48H113V46L111 47ZM180 44H181V42H180ZM206 44V45H205ZM208 44H210V46L208 45ZM61 45V47H62V49L64 50L65 49V46H62V45H64V44H60ZM60 45H58L59 47H58V49H60V51H61V47H60ZM93 45V46H92ZM98 45V44H97ZM105 45V44H104ZM177 45H179V43L177 44ZM193 45V46H192ZM209 47H208V46ZM215 45V46H214ZM57 46V45H56ZM96 46V45H95ZM198 46V47H197ZM205 46H206V48H205ZM217 46V47H216ZM219 46H220V48H219ZM227 48H226V47ZM230 46V47H229ZM245 46V47H246ZM108 47H110V48H108ZM120 47V46H119ZM161 47H162V45H161ZM168 47V46H167ZM166 47V49H168L167 51H168V53H169V49H171L170 47L169 48H167ZM188 47H189V45H188ZM189 47V48H190ZM200 47V48H199ZM208 47V48H207ZM232 47H234V48H232ZM95 48V49H94ZM112 48H113V50H114V52H113V50H112ZM191 48V49H192ZM217 48H219V49H217ZM229 48V49H228ZM247 48V47H246ZM251 48V49H250ZM57 49V48H56ZM119 49V48H118ZM166 50L165 48H162V50ZM211 49H213V50H211ZM215 49H216V51H215ZM235 49H237V51L235 50ZM248 49V48H247ZM90 50V51H91ZM96 50V51H95ZM109 50V51H110ZM193 50V49H192ZM191 50V53H193V51ZM197 50H194V52L195 51H197ZM231 50H233V51H231ZM244 51V52H247V53H249V55H246L245 56V53H243L242 52V54H241V51ZM121 51H124L123 49H121ZM171 51V50H170ZM200 51H197V53L199 52V54H200ZM205 51V52H204ZM212 51V52H211ZM218 51V52H217ZM239 51V52H238ZM98 52H99V54H98ZM162 52H164V51H161V53ZM166 52V51H165ZM164 52V53H165ZM189 52H190V50H189ZM234 52V53H233ZM252 52V53H251ZM112 53H113V55H112ZM115 53H117V55L115 54ZM164 53H162L163 54V57H164V59H162V57L160 58V59H162V63H161V60H159V61H157V62H159V63H161L162 64V66H161V64H160V66L159 67H163V69H164V71L165 70H167V72H168V70H169V64H170V59H171V55H169L167 52V56H164ZM233 53V54H232ZM241 54L243 57H246L245 59L241 56V55H239V54ZM246 53V54H247ZM262 54V56H263V58H262V56H260L261 54ZM120 54V55H119ZM122 54V55H121ZM125 54H127L126 52H125ZM190 54V53H189ZM196 53H194V55H195ZM202 54H200L203 58H205ZM236 56H235V55ZM169 55V56H168ZM196 55H198V54H196ZM195 55V56H196ZM234 55V56H233ZM102 56H105V54H103ZM115 56V57H114ZM121 56V57H120ZM213 56H208V58L209 57H213ZM218 56V55H217ZM216 56V57H217ZM123 57V58H122ZM165 57H167V59L169 58V60H165ZM207 57V56H206ZM233 57V58H232ZM239 57V58H238ZM261 57V58H260ZM250 59V60H249ZM254 59V60H253ZM164 60L166 61V62H168L169 61V63L167 64L166 62L164 63ZM231 60V61H230ZM234 60V61H233ZM239 61L238 63L236 62V61ZM171 61H173V60H171ZM210 61V60H209ZM244 61V62H243ZM251 61V62H250ZM212 62V61H211ZM227 62H228V60H227ZM246 62L248 63V64H246ZM231 63H229V65H231ZM235 63V64H234ZM250 63V64H249ZM251 63H252V65L255 67V65H256V68H254L252 65H251ZM32 65H33V67H32V65H30L31 67H32V69L34 68V64L33 63H31ZM164 64L165 65H168L166 68H164ZM239 64H242V65H239ZM25 64H23V67L22 66H20L19 68H17L16 69V72H14L15 74H13L12 72V74L10 75L9 73L10 72H8V74L7 73H3V74H1L0 73V96L3 98H0V104L2 103V102H5L6 100H7V98H8V100L7 101H9V100H11V101H9V102H12V99H15L16 97H18L17 95H19L18 93H21V92H24L25 93V91L27 92V91H29L30 89H32L33 88V86H35V85H37L39 82H40V80H42V78L41 79H38V77H41L40 75H38L37 74V72L35 71V69L34 70H32L31 69V67H29V66H27V64L24 66ZM187 66V65H189V64H187V62L186 63H184V65H183V67H182V69H181V72H182V70H185V68H184V66ZM231 65V66H232ZM238 65H239V67H238ZM26 66H27V68H26ZM213 66H215V65H213ZM244 66L246 67V66H248V67H251L250 69H253L254 71H252L251 72V70L250 69H248L249 70V72H247V70H246V68H244ZM25 67V68H24ZM24 68V69H23ZM117 68H119V67H117ZM189 68V67H188ZM258 68V69H257ZM31 69V70H30ZM163 69H162V73L164 72L163 71ZM186 69H187V67H186ZM242 69H244V72H243V70L241 71ZM30 71V73H28L29 71ZM117 70V69H116ZM161 70V68H159V71ZM188 70V69H187ZM186 70V71H187ZM245 70H246V72H245ZM57 70H55V71H53V73H52V75H50V74H48V75H50V78L47 76V74H46V76L48 77V78H46V77H44V78H46V79H48V80H46L45 82L46 83H44V80L43 81H41V82H43L44 84H45V86H46V84L48 83V81H49V79H50V81H52V80H55L56 79V76H57V72H56ZM118 71L119 70H117V73H118ZM186 71L184 72L185 74H186ZM31 72H32V74H31ZM166 72V71H165ZM161 73V72H160ZM184 73H182L181 75H184ZM207 73V72H206ZM248 73H253V75H251V76H249L248 75ZM209 74V75H208ZM29 75H31L32 77H34L35 76V78L37 79V80H39L38 82H37V80H34L33 79V82L35 83L36 82V84H33L32 85V87L31 88H29V87H27V86H30L33 82H32V78H31V76H29ZM34 75V76H33ZM206 75V82H212L211 81V79L212 80H214V77L213 78H211L212 77V74H211V72L210 71H208V73L207 74H205ZM8 76H10V77H8ZM11 76H12V78H11ZM30 78H29V77ZM44 76V75H43ZM253 76V77H252ZM256 76V77H255ZM6 77V78H5ZM53 77V78H52ZM118 77H119V75H118ZM118 77H116V78H118ZM209 77V78H208ZM5 78V79H4ZM8 78H10V79H8ZM43 78V79H44ZM55 78V79H54ZM120 79H121V76L119 77ZM118 78V79H119ZM179 78V80H180V77H178ZM178 78L176 77L175 79L177 80V81H179L178 80ZM186 78V77H185ZM3 79V80H2ZM28 80H31V81H28ZM103 80V79H102ZM100 81V84H101V82H102V84L104 83L105 84V82H103V81ZM183 80H184V78H183ZM190 82L191 80H188L187 78L185 79V81H183L184 82V86H186V87H182V85H183V82H182V85H181V82H177V81H175L174 80V82L176 83V84H178V86L174 83V82H172V80L170 81V85L171 86H169V89L172 87V85H173V87H175V88H171L172 90H174V93H175V98L173 99V97H171V98H168V100L166 101V105H170L169 107V110H168V108H167V111L168 112H170V111H175L176 113H177V117H180L181 115H182V113H185L186 115H188L189 117V119L190 118H192V117H194L195 116V118L197 117L196 116V108H195V106L192 104V102H191V100H192V97H191V100L189 101V98L187 97L188 96V94L189 93H187V92H190L191 90H185L186 88H187V84H188V82ZM5 81V82H4ZM27 81L30 83V85H29V83L28 84H26L27 83ZM117 81V80H116ZM118 81H120L119 83H121V81L122 80H118ZM181 81H182V79H181ZM4 82V83H3ZM41 82L39 83V84H41ZM253 82H255V81H253ZM42 83V84H43ZM109 83V81L107 82V84ZM168 83V82H167ZM166 83V84H167ZM44 84L42 85V92L41 93H43V94H41V96L42 95H44L45 96V98L46 99H48V100H50L49 98H50V96H51V100L50 101H48V100H45V98L43 99V98H41V102L39 103V105L40 104H42V106L40 107L39 105L37 106V108H39V109H37V108H35L34 110L31 108V112H26L29 108H27L26 106H24L23 104H22V106H21V108H20V106L18 105V104H15L16 106H14V105H10V104H7V107L9 108V106H10V108H9V111H5V113L2 111V109H4L5 107H6V105L5 106H3L2 104V107H1V105H0V121L2 120V121H4V119H5V121L9 124V123H14V124H16L17 126H26V127H31V128H33L34 130H35V128H36V126H35V124H40V122L42 121V123H44L45 122V125H46V127H48V129L47 130H50L51 132L52 131H56L55 133L54 132H52L53 133V137H55L56 138V140H55V138H53L52 137V145H53V147L48 151V153H45V154H37V155H35V156H33L31 159H29V160H27V161H24V162H21V163H19V164H17L16 166H14V167H11V169H9V171L8 172H6L5 174H4V178H2L3 176H1L0 177V187L2 188H0L1 189V191H0V193H2L1 195L4 197V199L5 200H8V201H4L6 204H7V202H9V204L8 205H10V206H8V205H6L7 207H9V208H7L8 210H6V209H3V208H5V205H3L4 207H2L1 209H0V211H1V213H0V215H3V216H0L1 218H0V231H2V232H0V236L2 235V234H4V229H5V234H7L8 233V231H12L11 229L13 228V227H17V226H15V225H17V223L19 224V222H21L23 219H25V217H21V216H24L23 215V211H22V209L21 210H19L20 209V206H21V203H22V201L24 200V198L26 199V201L29 203L30 201L29 200H31V202L33 201V202H35L36 204H38V205H36V204H34L33 202V205H32V203L30 202L29 203V205H30V208L31 209H28L29 211H31V212H29L28 213V215L30 214V213H35L33 216H32V214H31V221H30V219H28L29 221H25V223H27V225H29L28 227L29 228H31V226H32V229H34V230H37L38 228H40L41 226L43 227L44 226V232H46V233H44L43 232V237H45L44 239H43V237H41V240H40V238L39 239H37L36 241L38 242V243H40V241H42L43 240V242H41V243H46L47 242V239L48 240H52V239H54V240H57V241H59L60 243H62L63 242V238H61V237H63L62 236V234H61V231L59 230V228L58 229H56V228H50V227H48L47 225H46V222L45 221H38V223H37V220L39 219V218H41L40 216H39V214H41L42 212V214L41 215H44V214H46L47 215V212H48V210H51V209H53V210H55L56 211V208L58 209L59 207L58 206H60L61 204L59 203V202H61L62 204L64 203V202H66V196H65V194L69 191L68 190V188H70V186H71V184H73V183H75L74 182V180H72L71 182H67L66 180L64 181V180H62V179H59L57 182H56V185L55 186H52L51 184H50V181L49 180H51V175L53 174V172L55 171V170H59V169H57L58 167H60L59 166V164H60V159H59V152L61 151V147L62 146H66V145H71L73 142H74V134H73V132L75 131V133H77L78 131H79V129L78 128H80L79 126H78V128H77V130L75 129V124H77V122H75V124H74V122H73V124L71 123L72 121H75V119L77 118L76 116H75V113L77 112V110H79V109H75V107L76 108H78L77 106H78V103L77 102H74L73 100H72V96L68 99V97L66 98L67 100H65V101H61V102H63V104H64V106L65 107H63V104L62 103H60V101H59V99L57 100V95L58 94H56V96H55V93L53 94V93H50V90L47 92V93H49V95L48 94H44V92L46 91L45 89H46V87H44ZM103 84V85H104ZM112 84H114V83H112ZM115 84H117V82H115ZM114 84V85H115ZM180 85V86H179ZM261 85H262V87H261ZM65 86H66V84H65ZM108 86H112L113 87V85H110V83L108 84ZM115 86H118V85H115ZM166 86V85H165ZM25 87V88H24ZM102 87L104 88V86H100V92L102 93V92H104V91H102ZM109 87V88H110ZM168 87V86H167ZM176 87H177V90H176ZM180 87H182V89H184V90H181V89H179ZM208 87V86H207ZM26 89V88H29V89H26V90H24V89ZM105 88L106 89H108V87H106V85H105ZM105 88H104V90H105ZM206 88V87H205ZM208 89V88H207ZM261 89V90H260ZM2 90V91H1ZM19 90H21V91H19ZM108 90H110L111 92H112V89H108ZM108 90H105V92H108ZM109 91V93H111ZM205 91L206 90H204V93H205ZM210 92L211 90H210V88H209V90H207V92ZM263 93H262V92ZM30 92V91H29ZM53 92H55V90H53ZM58 92V91H57ZM208 92V93H209ZM28 93V92H27ZM26 93V94H27ZM46 93V92H45ZM59 93V92H58ZM108 93V94H109ZM185 93H187V95L185 94ZM3 94V95H2ZM22 94V93H21ZM52 94V95H51ZM203 94V93H202ZM207 94V93H206ZM205 94V95H206ZM53 95L55 96V98H53ZM186 95V96H185ZM191 95V93L189 94V96ZM204 95V96H205ZM44 96H42V97H44ZM210 95L209 94H207V98L209 99L210 97H209ZM7 97V98H6ZM95 97V99H92V98H94ZM186 97L188 98V99H186ZM202 97H203V95H202ZM206 97V96H205ZM90 98V99H89ZM89 98H87V103H90L89 105H91L92 106V103H93V105H95L96 106V108H95V110L97 109V107H99V109H97V111H95L94 109H93V111H91V107L89 108L90 109V111L91 112H88V113H86V115L88 114V117H91V118H85L86 117V115H84V116H82V117H84V120H87L86 122L83 120V125H86L85 123H87V127H86V129L88 128L89 129V131H88V135H89V132L91 133V135H90V137H92L93 135H95L96 137V139H97V143L99 142V143H102V144H104V145H108V147H107V145L106 146H104V150H103V152H101V155H103L102 156V158H98V157H96L94 154H92V152H90L89 154H88V156H87V159H90V161L88 160V165H87V168H84V169H86V170H84V172H82V177L78 180V185H77V183H75V184H73L74 185V187H73V185H72V188H75V186H77L78 187V189L80 188H82V189H84L85 188V190H80V191H82V192H85V191H88L89 189H91L89 192H85V193H90V194H92L93 195V193L95 192V195H97L98 194V196L100 197L101 195V197L103 198V201H102V198L100 197V199H101V203H102V205H104V206H102L101 207V203H100V207H101V210L103 211V214H104V210H105V214L106 215H108L109 214V216L112 214V212H111V209H112V211H114V213H113V215H116V217L119 215V213H121L120 215L122 216H118L117 218L114 216V220L116 221V220H118V219H125V221L127 220V222H128V220L130 221V218H131V220H133V218H134V220H135V218L136 217H134L136 214L138 215V213L136 212V214H135V212L134 211H136L137 210V207H138V210L140 211L141 209H142V211L144 210L143 209V204H145L144 203V201H143V198L144 197H146V195H147V193L149 194V195H151V193H154L155 191H158V190H156V188L155 187H157V189H159L158 187H159V185L157 186V184H159L158 182H159V179H161L162 178V174L160 173V171L159 170H157V169H154V167L152 166V163H151V165H149L148 163H150L149 161L151 160V157H150V155L151 154H149V156H147L148 155V153H150L148 150H146V148H144V146H141V136L140 135H138V134H133V135H130V138H128V137H126L127 139H125L123 136H121L120 135V129L119 128H117L118 126H116L115 124H112L111 122H110V120L108 121L107 120V118L108 117H106L105 116V105L107 104V107H109L111 104L110 103H112V102H119L120 101V104L118 103H113V105L114 106H117L118 105V107H120L121 108V106L120 105H123V100L121 101V98H119L118 100L117 99H115V101H105V100H103V99H101V98H98L97 96H94V95H92V96H90ZM207 98H205L204 99V97L203 98H201L202 100H205V102L203 101V104H205L206 105V103L208 102V99ZM3 101H2V100ZM5 99V100H4ZM53 99H55V101H57V102H53L52 100ZM89 99V100H88ZM92 99V100H91ZM98 99V100H97ZM101 99V100H100ZM16 100V99H15ZM72 101V103L74 104H72L71 102H68V101ZM100 100V101H99ZM201 100V101H202ZM2 101V102H1ZM14 101V100H13ZM46 101V102H45ZM48 101V102H47ZM52 101V102H51ZM66 101H67V103H66ZM161 101H163V100H161ZM44 102L46 103V104H44ZM59 102V103H58ZM100 102V104H98V103ZM263 102V103H262ZM8 103V102H7ZM13 103V102H12ZM55 103V104H54ZM56 103H58V105L56 104ZM68 103H69V105H68ZM71 103V104H70ZM77 103V104H76ZM94 103H97L98 105H96V104H94ZM126 102H124V104H125ZM168 103H170V104H168ZM14 104V103H13ZM44 104V105H43ZM52 105L53 104V106H50V105ZM59 104H60V107H59ZM66 104V105H65ZM75 104H76V106H75ZM117 104V105H116ZM188 104V105H187ZM261 104V105H260ZM18 105V106H17ZM54 105H56V106H54ZM94 106V107H95ZM103 107L104 106V108H103V110H104V113H103V111L101 112V109L102 108H100V107ZM259 106V107H258ZM53 107V108H52ZM56 107H58V108H56ZM74 107V108H73ZM93 107V106H92ZM93 107V108H94ZM123 107V106H122ZM16 108V109H15ZM20 108V109H19ZM64 108V109H63ZM124 108H125V105H124ZM17 111H15V110ZM18 109V110H17ZM23 109V110H22ZM53 109H55V110H53ZM107 109V108H106ZM123 109V108H122ZM170 109H172V110H170ZM263 109V110H262ZM20 110V112H18ZM33 110V111H32ZM68 110V111H67ZM190 110V111H189ZM191 110H193V114H191ZM194 110H195V112H194ZM28 111H30V110H28ZM35 111V112H34ZM36 111H38V113H36ZM60 111V112H59ZM75 111V112H74ZM35 114H34V113ZM55 112H57V113H55ZM70 114H72L73 116H75V118L73 117V116H69V113ZM174 112V113H175ZM4 113V114H3ZM28 113H30V114H28ZM33 113V114H32ZM65 113H67V114H65ZM74 113V114H73ZM89 113H93V114H91V116H90V114ZM173 113V112H172ZM194 113H195V115H194ZM260 113V112H259ZM64 114V115H63ZM95 114V115H94ZM179 114V115H178ZM4 115V116H3ZM7 115V116H6ZM63 115V116H62ZM176 115V114H175ZM62 116V117H61ZM70 118H69V117ZM94 116V117H93ZM95 116H96V118H95ZM105 116V117H104ZM260 116V115H259ZM10 117V118H9ZM60 117V118H59ZM81 117V116H80ZM79 117V118H80ZM263 117V116H262ZM7 118V119H6ZM66 118V119H65ZM69 118V119H68ZM93 118H94V121H93ZM105 118V119H104ZM199 118V117H198ZM13 119V120H12ZM72 119V120H71ZM74 119V120H73ZM80 119H83V118H80ZM90 119V120H89ZM157 119V121L158 122H156L155 123V125H159V126H163V120L162 119H158V118H156ZM10 120V121H9ZM21 120V121H20ZM55 120H58L59 121V123H57V122H55ZM95 120H96V122H95ZM16 121V122H15ZM61 121V122H60ZM71 121V122H70ZM105 121H107V124H106V122ZM20 122V123H19ZM69 122V123H68ZM108 122H109V124H111V127L109 126V124H108ZM57 123V124H56ZM81 123V124H82ZM92 123V124H91ZM20 124V125H19ZM81 124H79V125H81ZM60 125L62 126V127H60ZM73 125H74V127H73ZM95 125V126H94ZM113 125H115V129H114V126ZM164 125H166L165 123H164ZM241 125V124H240ZM70 126V127H69ZM112 126H113V128H112ZM50 127V128H49ZM71 127H73V129L74 130H72V128ZM77 127V126H76ZM85 127V126H84ZM111 129V130H109V128ZM51 128H52V130H51ZM64 130H63V129ZM70 128V129H69ZM242 128V129H241ZM37 129H38V127H37ZM83 128L81 127L80 128V132L81 131H83L82 130ZM119 129V130H118ZM240 129L242 130V131H244L245 129H244V124L243 125H241V127H240ZM39 130V129H38ZM68 130V131H67ZM115 130V131H114ZM119 132H118V131ZM155 130V128L153 129V131ZM70 131H72L71 133L73 134V137L71 138V133H69ZM113 131V132H112ZM38 132V131H37ZM40 132V131H39ZM116 132V133H115ZM64 133V134H63ZM79 133V132H78ZM102 134V138H101V134ZM59 134V135H58ZM61 134V135H60ZM67 134H68V137H67ZM93 134V135H92ZM100 135V137L98 136V135ZM117 134V135H116ZM158 134V135H157ZM76 135V134H75ZM137 135V136H136ZM154 136H158L159 137V135H161V134H159V132L157 133V131L156 132H154V134H153ZM60 136V137H59ZM64 136V137H63ZM118 136L119 137H121L120 139L118 138ZM133 137V138H132ZM135 137H138V139L137 138H135ZM66 138V139H65ZM116 138H117V140H116ZM123 138V139H122ZM165 138L167 139V135L165 136ZM59 139V140H58ZM99 139V140H98ZM101 139V140H100ZM113 139V140H112ZM122 139V140H121ZM134 139V140H133ZM63 140V141H62ZM71 140H72V143H71ZM92 140V138L90 139V141ZM118 140H120V141H118ZM132 140L134 141V142H132ZM139 140V141H138ZM168 140V139H167ZM56 141V142H55ZM67 141V142H66ZM89 141V140H88ZM124 141V142H123ZM137 141V142H136ZM55 142V143H54ZM58 142V143H57ZM64 142H66L65 144L66 145H64ZM96 142V141H95ZM119 142L121 143L120 145L121 146H118L119 145ZM68 143V144H67ZM106 143V144H105ZM115 143H116V145H115ZM125 143H127V144H125ZM137 145H136V144ZM55 144V145H54ZM57 144V145H56ZM134 144V145H133ZM123 145V146H122ZM129 146L130 145V147H131V145L132 146H135L136 145V148L135 149H137V147H138V154L141 156L140 157V160L142 159L143 161H141V162H143V164L145 163V161H147V158H148V160L149 161H147L146 163L148 164H144V166H145V173L146 174H144L145 175V177L144 176H139L138 175V172H136L137 174H136V179H138V180H141V183H140V181H137L136 180V185L137 186H135V184L133 185V187L131 186L130 188L131 189H133V190H131V191H129V192H132V195H133V197H134V199H135V201L133 202V203H135V205H136V207H135V205H129V204H126V207L127 208H125V209H123L124 207L123 206H125L124 204L126 203L124 200H123V198L121 197L122 196V192H121V189H120V185L119 184H117L118 182V180H117V178H119V175H126V174H128V172H129V167L131 166V164H129L130 162H128L129 161V159L127 158V156L125 155V148H124V146ZM57 146V147H56ZM116 147L118 148V149H116ZM123 147V148H122ZM178 147V146H177ZM181 146H179V148H180ZM107 148H108V152H107ZM133 148V147H132ZM120 149H122V150H120ZM140 149V150H139ZM144 150V151H143ZM146 150V151H145ZM230 150H232L233 151V149H231V148H227V150L226 151H230ZM104 151L106 152V154L104 153ZM139 151H142V153H139ZM201 151H202V153H197V154H195V156H192L193 157V162L195 161L196 163H197V166L198 165H201V166H203V164H204V162L205 161H207V159L206 158H203V157H205V156H207V157H211V155H212V161H214V166L215 167H222L223 165L225 166V164L223 163V162H225V161H227L228 162V157H229V155H227V152H224L225 154H226V156H224V154H222L217 148H215V147H213V146H210L209 144H207V145H205V146H202V148H201ZM218 151V152H217ZM117 152H119V153H117ZM124 152V153H123ZM220 152V153H219ZM145 153H146V158H145ZM106 156H105V155ZM110 154V155H109ZM117 156V158H116V156ZM199 154V155H198ZM215 154V155H214ZM90 155H93L94 156V158L92 157V156H90ZM109 155V156H108ZM124 155L126 156V157H124ZM222 155V158L220 157V156ZM231 155H234V154H231ZM230 155V156H231ZM49 156V157H48ZM119 156H121V158L119 157ZM143 156V157H142ZM224 156V157H223ZM92 157V158H91ZM111 158V160H110V158ZM123 157V158H122ZM192 157H191V159H192ZM215 157V158H214ZM220 157V158H219ZM99 160H98V159ZM107 158H109V159H107ZM113 158H115L114 160H113ZM202 158V159H201ZM49 159V160H48ZM59 159V160H58ZM97 159V160H96ZM104 161H103V160ZM199 159V160H198ZM201 159V160H200ZM204 159V160H203ZM206 159V160H205ZM214 159V160H213ZM217 159V160H216ZM227 159V160H226ZM105 160H108V161H110V162H108V161H105ZM114 162H113V161ZM124 160V161H123ZM198 160V161H197ZM230 160V159H229ZM103 161V162H102ZM200 161V162H199ZM204 161V162H203ZM216 161V162H215ZM219 161L221 162V163H219ZM252 162V159L250 158L249 160H248V164H250L251 162ZM57 162V163H56ZM90 162V163H89ZM100 162V163H99ZM105 162H106V164H105ZM123 164H122V163ZM194 162V163H195ZM198 162L200 163V164H198ZM102 163H103V165H102ZM226 163V162H225ZM116 166H115V165ZM125 164V165H124ZM127 164H128V166L129 167H127ZM206 164V163H205ZM215 164H217V165H215ZM218 164H221L222 166H218ZM91 165V166H90ZM146 165H147V167H148V169H147V167H146ZM46 166V167H45ZM58 166V167H57ZM89 166V167H88ZM99 166V167H98ZM125 167V168H123V167ZM150 166V167H149ZM151 166H152V168H151ZM57 167V168H56ZM45 168V169H44ZM119 168H120V170H119ZM131 168V167H130ZM135 168L137 169V167H134V170H135ZM44 169V170H43ZM89 169V170H88ZM116 169V170H115ZM118 169V170H117ZM133 169V168H132ZM152 169H154L153 171H152ZM10 170H11V174L9 173L10 172ZM42 170H43V172H42ZM114 171V173H117L116 175H114V174H112V172ZM126 170H127V173H126ZM150 170V171H149ZM13 171V172H12ZM45 171H48L47 173L45 172ZM123 171H125V172H123ZM156 171V172H155ZM191 171V170H190ZM45 172V173H44ZM189 172V171H188ZM10 174V176H11V178L12 179H10L8 176L9 175H7V174ZM43 173L44 174H46V175H43ZM51 173V175L49 176V174ZM88 174V176H87V174ZM126 173V174H125ZM130 173V172H129ZM147 173H150L151 174V176L149 175V174H147ZM160 173V174H159ZM40 174H42L41 176L42 177H48L47 179H46V177L45 178H43V179H46V180H44V181H42V182H44L43 183V185L40 183L39 184V182L38 181H35L34 180V178H36V177H40ZM119 174V175H118ZM2 175V174H1ZM15 175V176H14ZM48 175V176H47ZM58 175V174H57ZM56 175V176H57ZM83 175H85V176H83ZM113 175V176H112ZM149 175V176H148ZM179 175V174H178ZM15 178H14V177ZM111 176V177H110ZM116 176V177H115ZM118 176V177H117ZM139 176V177H138ZM161 178H160V177ZM7 177V178H6ZM83 177H85V178H83ZM88 177V181H87V178ZM149 177V178H148ZM19 180H18V179ZM54 178V177H53ZM164 178V177H163ZM163 178L161 179V181L163 180ZM10 179V180H9ZM14 179V180H13ZM15 179H17L16 181H15ZM21 179H23V181L21 180ZM49 179V180H48ZM82 179V180H81ZM90 179V180H89ZM113 181H112V180ZM115 179V180H114ZM6 180V181H5ZM12 180V181H11ZM21 180V181H20ZM81 180V181H80ZM217 181H218V179H216ZM4 181V182H3ZM24 181L26 182V183H24ZM31 181V182H30ZM70 181V180H69ZM76 181V180H75ZM83 181V182H82ZM93 181V182H92ZM11 182H12V184H11ZM15 182V183H14ZM19 182V183H18ZM24 185H20L21 183ZM30 182V183H29ZM34 182V183H33ZM73 182V183H72ZM80 182H81V185H80ZM117 182V183H116ZM147 182V183H146ZM220 182V184H222L221 182L222 181H219ZM224 182V181H223ZM5 183L7 184V183H9V185L7 184V186H8V188H7V186L5 185ZM14 183V184H13ZM48 183V185H46L45 186V184H47ZM86 183H87V185H86ZM92 183H94V184H92ZM144 183V184H143ZM26 184V185H25ZM27 184H28V186H27ZM40 185V188H39V185ZM68 184H69V186H68ZM91 184L93 185V187L91 186ZM141 184V185H140ZM2 185V186H1ZM18 185H20L21 187H19ZM33 185L35 186L34 187V191L36 192V193H38L39 192V194L38 195H36L37 197H35V196H32V189H30L31 187H33ZM49 185L50 186H52L51 188H49V190L51 189H53L51 192H49V190H46L48 187H49ZM63 185L65 186V187H63ZM91 187H90V186ZM96 185H97V187H98V189H97V187H96ZM116 185H119V186H116ZM145 187H144V186ZM223 185V184H222ZM221 185V186H222ZM23 186V187H22ZM27 186V187H26ZM68 186V187H67ZM80 186V187H79ZM84 186V187H83ZM115 186V187H114ZM4 187L6 188V189H4ZM11 187V188H10ZM30 187V188H29ZM37 187V189H35ZM76 187V188H77ZM86 187H88L87 189H86ZM90 187V188H89ZM94 187H96V188H94ZM114 187V188H113ZM119 187V188H118ZM137 187V188H136ZM139 187V188H138ZM150 187V188H149ZM25 188H27V190L25 189ZM29 188V189H28ZM43 188H46V189H44V190H42ZM62 188H64V189H62ZM67 188V189H66ZM94 188V189H93ZM117 188V189H116ZM142 188V189H141ZM145 190H144V189ZM147 188V189H146ZM186 188V187H185ZM5 191H4V190ZM22 189V190H21ZM38 189H40V190H38ZM95 189L97 190V192L95 191ZM114 189H115V191L116 190H118V189H120V191H118V193H116L115 191H114ZM136 191H135V190ZM139 189V190H138ZM188 189V190H187ZM23 192H21V191ZM24 190V191H23ZM32 190V191H31ZM37 190V191H36ZM67 190V191H66ZM92 190H94L93 192H92ZM111 190L113 191V192H111ZM141 190V191H140ZM150 190V191H149ZM155 190V191H154ZM190 190V188H188V186H187V188H186V191H189ZM3 191H4V193H3ZM20 191V192H19ZM29 191V192H28ZM33 191V192H34ZM45 191V192H44ZM47 191V192H46ZM101 191V192H100ZM144 191H147V193L145 192L144 193ZM8 192V193H7ZM66 192V193H65ZM108 192V193H107ZM111 192V193H110ZM114 192L116 193V194H114ZM140 194H139V193ZM142 192V193H141ZM149 192H151V193H149ZM184 192H185V190H184ZM42 193H44V195L42 194ZM49 193H50V195H49ZM64 193V194H63ZM101 195H100V194ZM157 193V192H156ZM9 194V195H8ZM21 194V195H20ZM23 194V195H22ZM26 194V195H25ZM53 194V195H52ZM112 194V195H111ZM115 195V197L117 198H115L114 197V195ZM146 194V195H145ZM0 195V196H1ZM52 195V196H51ZM91 195V196H92ZM140 195H142V196H140ZM145 195V196H144ZM153 195H156L155 193L153 194ZM29 196H31V197H29ZM41 196V197H40ZM117 196H119V197H117ZM139 196V197H138ZM144 196V197H143ZM3 197H1V198H3ZM10 199H9V198ZM22 197V198H21ZM24 197V198H23ZM42 197H43V199H42ZM44 197H50V198H48V200L46 199V198H44ZM98 197V198H99ZM107 197V198H106ZM32 198V199H31ZM37 198V199H36ZM96 198V197H95ZM115 198V199H114ZM119 198V199H118ZM3 199V200H4ZM23 199V200H22ZM46 199V200H45ZM105 199H109L110 201H107V200H105ZM112 199V200H111ZM113 199H114V203H116L117 204V206L118 207H116V204L114 205V203H113ZM122 199V200H121ZM138 201H137V200ZM142 199V200H141ZM146 199V198H145ZM35 200V201H34ZM41 200V201H40ZM57 202H56V201ZM104 200L106 201V202H104ZM116 200L117 201H120L119 203L120 204H123V201H124V204L121 206V205H118L119 203H117L116 202ZM140 200H141V202H140ZM47 201V202H46ZM51 201V202H50ZM59 201V202H58ZM38 202V203H37ZM42 202V203H41ZM54 202H55V204H54ZM107 202H111L110 204L109 203H107ZM140 202V203H139ZM56 203H57V205L58 206H56ZM104 203V204H103ZM105 203H107L108 204V206L110 205V207L108 208V211H107V205H105ZM41 204H43L42 206H41ZM49 204H50V206H49ZM111 204H113L112 206L115 208V210H114V208L111 206ZM127 205H129L130 206V208L132 209V208H135V209H133V210H131L130 208H129V206H127ZM139 205V206H138ZM261 205H263V206H261ZM37 206V207H36ZM44 206H45V208H44ZM260 209L262 208V211L264 210V204L262 203V204H260ZM0 207H1V205H0ZM49 207H50V209H49ZM53 207V208H52ZM104 207V208H103ZM112 207V208H111ZM123 207V208H122ZM145 207V206H144ZM39 208V209H38ZM48 210H47V209ZM98 208H99V205H98ZM117 208H119V209H117ZM121 208V209H120ZM91 209H93V211L92 212H90L89 214L88 213H86V214H88V215H91V217H89V219H85V221L84 222H82V224L84 223V225H82V226H84V227H86L87 228V230L86 229H84L83 227V229H84V231H85V233H84V231L82 232V233H79V234H77V233H75V237H74V240H76L77 241V239H78V244H76L77 242L75 241V245L76 246H79V248L78 247H76V253H75V256H74V258H73V256L72 255H74V254H72L71 255V252H70V250H65L66 252H65V256L63 255V257H64V259L62 258V260L63 261H65V264H71V262H73V261H70V260H76L77 261V259H78V261H77V263H79V262H81L80 264H82V263H86V262H84V259H85V257H88L87 256V254L89 253V251H90V255L91 256H89V258H86L85 260L87 261L88 259H90V261H89V263L93 260V259H95V255H96V258L97 259H95V260H93L94 262H91L92 264H96V261L97 260H99V262H100V264H106V263H109V264H115L114 262H117V264H119L118 262H120V261H122V260H116L117 258H116V255L114 254V253H117L116 252V247H114V245L115 244H112L113 245V247L112 246H109L110 247V249L112 250L113 249V252L108 248V250H110V253L108 254V250H101V248H99L101 245H97L96 246V244H100L101 242H97V241H94V240H96V235L95 236H93V233L91 234L90 232H88V230L89 231H91L92 229L91 228H93V226L94 225H101V222H99V223H92V222H96L97 220H99V216H97V214H96V217H94V215H95V213L93 214V212H95V207L94 208H91ZM126 209L128 210V212L126 211ZM33 210V211H32ZM40 210V212H38ZM53 210H51V211H53ZM100 210V209H99ZM124 212H123V211ZM137 210V211H138ZM19 211V212H18ZM116 211H118V212H116ZM120 211V212H119ZM138 211V212H139ZM141 211V212H142ZM261 211V210H260ZM7 214H6V213ZM21 212V213H20ZM38 212V213H37ZM109 212H111V213H109ZM130 212V213H129ZM264 212V211H263ZM100 213H101V211H100ZM124 213L126 214V215H124ZM133 213L135 214V215H133ZM140 213V212H139ZM16 214H18V216L16 215ZM85 214V215H86ZM118 214V215H117ZM10 215H12V216H10ZM13 215L16 217L17 216V218H14L13 217ZM21 215V216H20ZM85 215L83 216V219L85 218ZM113 215H111V217L110 218H112V216ZM34 216H35V218H34ZM87 216V215H86ZM129 216V217H128ZM132 216H133V218H132ZM21 217V218H20ZM87 217V218H88ZM4 218V219H3ZM6 218V219H5ZM20 218V219H19ZM32 218H33V220H32ZM38 218V219H37ZM101 218V217H100ZM128 218V219H127ZM8 219H9V221H8ZM35 219V220H34ZM93 219H95L94 221H93ZM113 219V218H112ZM3 220V221H2ZM5 220H7L8 222H6ZM20 220V221H19ZM91 220V222H89ZM113 220V221H114ZM13 221V222H12ZM14 221H16L15 223H14ZM86 221H88V222H86ZM100 221V220H99ZM11 222V223H10ZM35 224H34V223ZM40 222H42V223H40ZM44 222V223H43ZM54 222V221H53ZM136 222V221H135ZM7 223V224H6ZM14 223V225H13V227L11 228V229H8L7 230V228L8 227H10V225L12 226V224ZM32 223V224H31ZM40 223V224H39ZM55 223V222H54ZM37 224H39V225H37ZM42 224V225H41ZM45 224V225H44ZM86 224V225H85ZM88 224V225H87ZM93 224V226L90 228V226ZM3 225H5V226H3ZM7 225H9L7 228H5ZM38 226V227H37ZM46 226V227H45ZM88 226H89V228H88ZM102 226V225H101ZM239 227H241V226H239ZM27 228V227H26ZM182 228H183V226L182 227H180L179 226V230L181 229L182 230ZM242 228H243V224H242ZM242 228H239L240 230H242ZM245 228V227H244ZM243 228V230H242V233L243 234H247V230H245ZM28 229V228H27ZM31 229V230H32ZM49 229V230H48ZM184 230H185V227L183 228ZM187 229V228H186ZM29 231L28 232H30V229H28ZM34 230L33 231H31V232H33V233H35L34 232ZM54 230V231H53ZM180 230V231H181ZM184 230H182L183 232H182V234H180L181 236L183 235V236H185V238L184 237H182L183 239H185V241L187 242L186 243V245L185 246H188L190 243H191V240H190V243H188V241H187V239H186V233L185 232H187L186 230L184 231ZM6 231H7V233H6ZM87 231V232H86ZM93 231V230H92ZM30 232V233H31ZM140 232H141V230H140ZM11 233V232H10ZM10 233L8 234V235H10ZM88 233H90L91 234V236L94 238H91L90 237V239L92 240H90L92 243H95V245H93V247L95 248H91V250L88 248V246H92L91 245V243H90V245H88L87 244V246H86V241L84 242L85 243V245L83 244V239L81 240V238L84 236V235H87L88 236ZM164 233V232H163ZM45 234V235H44ZM46 234H48V235H46ZM58 234H59V236H58ZM84 234V235H83ZM34 234H32V236H33ZM60 235H61V237H60ZM79 235H81L80 237L81 238H79L78 236ZM83 235V236H82ZM7 237V235H3V238L4 237ZM49 236H51V237H49ZM5 237V238H6ZM9 237V236H8ZM76 237H78V238H76ZM2 238V237H1ZM1 238H0V242L1 243H3L2 242V240H1ZM47 238V239H46ZM50 238H52V239H50ZM76 238V239H75ZM7 239V238H6ZM6 239H5V241L4 242H6ZM99 239V237H97V240ZM183 239H181L180 238V241L182 240L183 242H184V244H185V241L183 240ZM39 240V241H38ZM73 240V239H72ZM73 240V241H74ZM100 240V239H99ZM82 241V242H81ZM181 241V243L179 242L178 244H176L175 246H183L184 244H183V242ZM198 241V240H197ZM195 242V240H193V243H191L192 244V248H193V250L194 249H196L197 247H198V245H199V242ZM195 242V243H194ZM40 243V245H42ZM6 244V243H5ZM5 244H2V245H5ZM182 244V245H181ZM44 245V244H43ZM200 245H201V243H200ZM175 246H174V248H173V251H171L173 254H175L174 252H178V251H175ZM185 246L183 247V248H185ZM196 248H195V247ZM44 247H45V245H44ZM85 247V248H84ZM112 247V248H111ZM131 247V245L127 248L130 252V254H129V256L130 255H132V256H134V254H135V256L134 257H136L137 258V254H136V252L134 251V250H132V247H131V249H129ZM181 247H179V248H181ZM0 248H2L1 246H0ZM42 248H43V246H42ZM78 248V249H77ZM86 248H88V249H86ZM100 249L101 251H102V254H101V252L99 251V250H97V249ZM115 248V249H114ZM178 248V249H179ZM183 248H181V250H183ZM187 248L188 247H186L184 250L185 251H187ZM200 248V246L198 247V249ZM4 249V247L2 248V249H0L1 251ZM92 249H93V251H92ZM134 249V248H133ZM198 249H197V251H198ZM5 250V249H4ZM18 250V249H17ZM44 250V249H43ZM89 250V251H88ZM97 250V252H99L98 254H97V252H95ZM177 250V249H176ZM180 250V251H181ZM107 251V252H106ZM132 251H134V252H132ZM179 251V252H180ZM184 251V252H185ZM196 251V250H195ZM4 252H6V251H4ZM7 252H9V251H7ZM5 253V255L4 254H2V252H1V254L2 255H0L1 257L2 256H4V257H6V258H4V257H2V259L1 260H4L3 262L4 263H1V264H10V260L8 261V257H10V256H6V255H8L9 253ZM182 252V251H181ZM11 253H13V251L12 252H10V254ZM15 254L16 253H18V251L16 252H14ZM11 254V256H15V254ZM67 253H68V256H67ZM70 253V254H69ZM79 253H80V255H79ZM92 253V254H91ZM95 253V254H94ZM111 253L112 254H114L115 255V257H113V256H110L111 255ZM172 253H170L169 254V257H167V259L168 260H171L170 262H167L168 264H174V263H172V260H173V257H174V255L172 254ZM9 254V255H10ZM88 254V255H89ZM103 254H105L104 256H103ZM126 254V253H125ZM128 254V253H127ZM172 254V255H171ZM72 257H71V256ZM76 255H78L77 257H76ZM93 255H94V258H93ZM108 255V256H107ZM68 258H67V257ZM71 257V259H70V257ZM81 256L82 257H84L83 259L81 258ZM99 256H100V258H99ZM106 256V257H105ZM127 256V255H126ZM129 256H128V258H129ZM168 256V255H167ZM171 256V257H170ZM176 256V255H175ZM17 257H18V254H17ZM17 257H15V258H17ZM91 257V258H90ZM122 257V256H121ZM12 257H10V259H11ZM75 258H77V259H75ZM108 258H109V260H108ZM127 258V257H126ZM171 258V259H170ZM13 259V258H12ZM50 259L52 260V263H50V261H48L47 260V258L45 259V262L46 263H44V264H64V262L63 263H61V261L60 260H58L59 258H57V260H58V262H56L57 260L55 259V258H52V257H50ZM65 259H67L68 260V262L65 260ZM105 259V260H104ZM113 259V260H112ZM14 260V263L16 264L18 261H17V259H16V262H15V259H13ZM12 260V261H13ZM53 260H55V261H53ZM80 260V261H79ZM108 260V261H107ZM6 261V262H5ZM8 261V262H7ZM11 261V264L13 263ZM22 261H24V260H22ZM70 261V262H69ZM75 261V262H76ZM102 261V262H101ZM105 261V263H103ZM54 262V263H53ZM75 262H73L72 264H75ZM99 262H97V264H99ZM13 263V264H14ZM121 263V262H120ZM88 264V263H87ZM121 264H124L123 262L121 263Z\"/></svg>",
	"mask_w": 264,
	"mask_h": 264
},
{
	"label": "clouds",
	"instance_id": "9594fccd",
	"mask_svg": "<svg viewBox=\"0 0 264 264\" xmlns=\"http://www.w3.org/2000/svg\"><path fill=\"white\" fill-rule=\"evenodd\" d=\"M52 137L50 130L37 132L31 127L13 123L0 126V166L14 167L37 154L47 153L53 147ZM103 150L102 143L82 140L64 146L59 152V158L69 169L80 170L87 167L90 152L99 153Z\"/></svg>",
	"mask_w": 264,
	"mask_h": 264
}]
</instances>
